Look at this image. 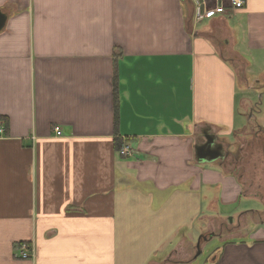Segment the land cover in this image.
<instances>
[{
	"label": "crops",
	"instance_id": "0c3cea01",
	"mask_svg": "<svg viewBox=\"0 0 264 264\" xmlns=\"http://www.w3.org/2000/svg\"><path fill=\"white\" fill-rule=\"evenodd\" d=\"M0 11V264H264V116L239 97L264 89V0L198 26L193 0ZM208 135L240 162H197ZM243 215L261 222L203 238Z\"/></svg>",
	"mask_w": 264,
	"mask_h": 264
},
{
	"label": "rangeland",
	"instance_id": "374dc122",
	"mask_svg": "<svg viewBox=\"0 0 264 264\" xmlns=\"http://www.w3.org/2000/svg\"><path fill=\"white\" fill-rule=\"evenodd\" d=\"M203 22L204 21H202V22H199L198 24H197V26L198 25H202L203 24ZM233 63V65L238 69V72H239V75H241V76H243L244 77V71H243V67H241L240 65H239V63H236V62H234V61H232ZM238 62V61H237ZM257 87V86H256ZM259 90H264V89H259ZM259 90H256V91H252V92H249L247 89L244 91V92H241L240 93V95H239V97L242 95H247V97H246V99H244L243 100V102H242V107H243V110H244V112H245V114H248L249 113V110H250V108H252V109H255L256 111H258V109H257V107H256V103L258 104H260V106H259V108H260V113H259V115H258V113H257V115H258V117H262V116H264V92H260ZM248 96L251 98V101H249L248 99H250V98H248ZM248 98V99H247ZM254 104H253V103ZM254 112V111H253ZM256 114H255V117L257 116ZM254 117V118H255ZM255 123L256 122H254V119H248V122H247V120H243V125L242 126H246V128L245 129H247V127H248V129L247 130H244L243 131V135H252V133H253V131H251V133L250 132H247V131H249V130H253V128H256V127H254L255 126ZM248 125H252L253 127H249ZM237 129H239V126L237 127ZM246 136H242L241 138H240V140L238 139V143H241V144H248V143H251V141H250V138L248 137V138H246ZM243 137H245V138H243ZM231 140H232V142L231 143H236L235 141H234V139H233V137L231 138ZM262 140H264V136L263 137H259L258 138V141H254L255 142V144H259ZM229 141H230V138H229ZM227 145V146H226ZM225 145V148H229L228 146H229V144H226ZM239 153L241 154L242 153V155H244V152H243V150H240L239 151ZM244 161H245V165H246V163H247V158H244ZM250 161H251V159L249 160V163H250ZM251 163H253V161H251ZM249 164V167H250V171H251V168H252V164ZM245 165H244V168H245ZM245 174L247 175H249V173H246L245 172ZM255 175H257V174H254V176H253V174H252V176L255 178ZM258 177H256V179H257ZM249 179H251V178H249ZM261 191H262V189H260ZM253 205V207H255V208H257L258 206H259V204L258 203H256V202H253L252 203ZM249 215H243V216H238V217H236V218H231L232 219V225H230V223L228 222V220L227 219H225V220H223L222 222H223V224L221 223V221H218V223H215L214 225L213 224H211V230L210 231H207L206 232V234L203 236V238H205V239H209L211 236H216L217 238L216 239H218L219 238V242L220 243H222L223 241H226V240H228L229 238H233V237H239V236H241V235H244V234H246V232L249 230V226H250V224L251 223H254L253 225H258V223L259 222H261V220H259L258 219V217L257 216H254V217H251V218H249L248 217ZM240 217V218H239ZM247 217H248V219H247ZM239 221V222H238ZM222 225H221V224ZM260 224V223H259ZM202 237H201V240L203 239ZM214 241H216L217 242V240H214ZM214 241H211V240H208V241H206V242H208L206 245H205V247L204 248H202L199 252H201V253H199V257L200 258H202V257H205V256H207V255H209V253L212 251V249H213V242ZM193 254H191V256H192Z\"/></svg>",
	"mask_w": 264,
	"mask_h": 264
},
{
	"label": "built area",
	"instance_id": "2783aa9c",
	"mask_svg": "<svg viewBox=\"0 0 264 264\" xmlns=\"http://www.w3.org/2000/svg\"><path fill=\"white\" fill-rule=\"evenodd\" d=\"M193 2L195 4L196 22L213 19L217 16L226 14L228 11L232 12L239 10L245 5V0H215L213 3H210L211 1L209 0H193ZM54 132L57 136L60 135V131L57 127L54 129ZM0 134H3L1 128ZM118 153L123 157H130L132 155V150L128 146H123ZM19 257L21 259L29 258L27 247H19Z\"/></svg>",
	"mask_w": 264,
	"mask_h": 264
},
{
	"label": "water",
	"instance_id": "95a60500",
	"mask_svg": "<svg viewBox=\"0 0 264 264\" xmlns=\"http://www.w3.org/2000/svg\"><path fill=\"white\" fill-rule=\"evenodd\" d=\"M6 21V16L0 11V31L3 29ZM206 141L202 145L195 147V158L197 162L214 161L215 159L223 158L222 146L214 145V137L206 136Z\"/></svg>",
	"mask_w": 264,
	"mask_h": 264
},
{
	"label": "trees",
	"instance_id": "16d2710c",
	"mask_svg": "<svg viewBox=\"0 0 264 264\" xmlns=\"http://www.w3.org/2000/svg\"><path fill=\"white\" fill-rule=\"evenodd\" d=\"M113 105H114V113H115V121L117 119V99H118V83H117V78L116 75L113 78Z\"/></svg>",
	"mask_w": 264,
	"mask_h": 264
},
{
	"label": "flooded vegetation",
	"instance_id": "af4514ba",
	"mask_svg": "<svg viewBox=\"0 0 264 264\" xmlns=\"http://www.w3.org/2000/svg\"><path fill=\"white\" fill-rule=\"evenodd\" d=\"M257 104V103H256ZM256 107H258V105H256ZM252 109V108H251ZM250 114H251V112H250ZM249 138H252V136L251 135H249ZM252 139H250V141H251ZM247 145V144H246ZM240 151V150H239ZM239 151H237V152H239ZM237 152H234L233 153V155L232 154H228L227 153V155L225 154V155H223V153H222V155H223V158H219V160H220V162L221 163H226V161H227V159L229 158V160L231 161V160H233V162H237L238 163V161L240 162V158H239V155H238V153Z\"/></svg>",
	"mask_w": 264,
	"mask_h": 264
}]
</instances>
